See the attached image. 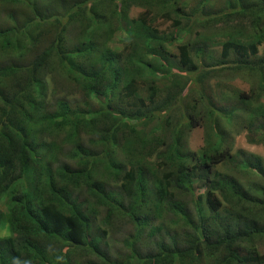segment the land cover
Listing matches in <instances>:
<instances>
[{
    "label": "trees",
    "instance_id": "16d2710c",
    "mask_svg": "<svg viewBox=\"0 0 264 264\" xmlns=\"http://www.w3.org/2000/svg\"><path fill=\"white\" fill-rule=\"evenodd\" d=\"M60 1L63 15L53 6L50 15L41 13L38 4H29L36 0H2L31 11L14 27L0 28V54L27 51L33 57L0 67V207L6 208L0 226L9 231L0 237V264H80L84 255L105 261L103 238L80 189L107 209V221L128 217L136 235L145 227L158 234L138 264H264V251L256 247L264 246V160L234 153L223 125L240 124L250 144L264 147V0H226L222 8L197 0L188 11L186 0ZM134 7L144 16L131 19ZM15 16L10 13L12 21ZM157 18L170 21L176 34L155 28ZM64 20L81 23L80 47L72 51L65 49ZM123 32L125 50L113 54L108 42ZM181 33L187 39L177 43ZM43 37L46 48L38 53ZM76 58H93L94 64L86 69ZM55 62L83 93L103 99L101 114L86 119L85 111L66 102L44 112L43 73ZM234 77L247 81L249 91L218 100L212 81L224 86ZM138 82L146 86L149 104L121 108L123 91L141 99L134 91ZM10 83L11 90L2 88ZM153 121L149 133L137 130ZM81 126H93L103 144L110 140L123 152L125 164L114 158L105 163L107 175L122 180V193L96 181L101 161L81 146ZM200 127L205 144L191 152L188 136ZM62 134L74 145L76 167L53 169L48 154L54 141L46 137ZM163 215L173 217L169 226L177 231L169 232ZM135 238L127 239L130 248Z\"/></svg>",
    "mask_w": 264,
    "mask_h": 264
},
{
    "label": "rangeland",
    "instance_id": "374dc122",
    "mask_svg": "<svg viewBox=\"0 0 264 264\" xmlns=\"http://www.w3.org/2000/svg\"><path fill=\"white\" fill-rule=\"evenodd\" d=\"M38 1V3H37ZM120 2L121 0H116ZM188 6H186L187 11L190 7L194 6L197 0H193V2H189L191 0H186ZM226 0H212L213 6L217 8H222L225 4ZM27 2V0H26ZM30 5H37L41 9V13H45L50 15L52 12L51 6L54 7V12L57 14L63 15L64 11L62 10V2L60 0H36V2H29ZM31 9L26 4H21L19 6H12L10 4H5L0 0V28H9L14 27L16 24L21 23L22 16H26L29 14ZM15 13L16 16L14 17L13 21L10 18V13ZM26 12V13H24ZM145 10L141 8L134 7L131 9L129 13V17L131 19H136L138 17L144 16ZM19 14V15H17ZM149 19H154L153 15H148ZM64 24L66 25V43L65 49L72 51L76 48L80 47L79 39L82 37V27L81 23L78 21H70L64 20ZM153 26L157 28L160 32L165 33H174L176 31L172 27L170 21L162 20L161 18H157L153 23ZM56 30L59 28L54 27ZM116 36L108 42V48L114 54H119L124 52L125 43L128 41L127 34L117 33ZM179 37L177 43L185 42L187 36L183 33L176 35ZM46 39L52 40L54 37L49 33L45 35ZM45 38L41 39V42L36 45V51L38 53L43 52L42 50L44 47L46 48V43L44 42ZM106 42V41H105ZM104 42V43H105ZM25 43V42H24ZM176 43V44H177ZM105 45L102 44V49H104ZM171 50L177 54V49L175 45L171 47ZM259 55L261 56L264 53V46H261L259 49ZM97 55L94 54L93 57L95 58ZM33 54H29V52L25 51L20 56L16 54H8L3 55L0 54V67L12 65V64H24L28 63ZM76 64L81 66L84 65V68L90 69V63L94 64L93 58H76ZM97 67V66H96ZM94 65V68H96ZM43 83L45 87V102L43 106V110L45 113H52L58 109V105L60 102H66L72 110L75 111H85L87 113L86 119H90L93 117H97L98 114H101L105 108L103 99L96 96H87L82 90L79 88V85L74 82L70 76H68L60 67L58 62H55L53 66L49 65L46 67V70L43 73ZM224 86L215 85V83L219 80L212 81L213 85V94L218 98L226 97L230 99L233 95L237 92H248L250 89L249 83L242 78H230L224 79ZM5 81L2 80L1 84H4ZM160 83V82H159ZM158 83L159 89L163 88V84ZM10 84H12L10 86ZM3 85L6 91L12 89L13 83ZM7 86V87H5ZM146 86L143 83H139L134 87L138 91L139 96L141 99H138L134 93L130 94L126 90L123 91L120 95L118 101L120 102L121 108H127L130 106H135L137 104L141 105H148V93L145 90ZM164 94H162L163 96ZM89 113V114H88ZM129 125L135 124V122H127ZM157 124V121H153L149 125L138 126L137 130H141L142 132L149 133V130ZM225 130L228 135V144L233 149V152L242 151L245 155H255V157H260L264 160V147L263 145H252L247 140V133L241 128L240 124H235L234 126H230L227 123H223ZM93 126L87 127H80V144L85 149H88L93 155L94 160H100L101 162L97 163L95 175L97 177L96 181L102 182L105 184L107 189H112L114 192L122 193V180L121 181H114V177H109L106 172V160L109 158L116 159L119 163H124V156L123 152L118 150H113L114 147L110 140L103 141L95 134L97 130L92 128ZM205 129L203 127L197 128L190 133L187 139V149L191 152H197L202 149L205 144ZM46 139H52L54 141V147L48 157L51 161V167L53 169L57 168L59 165L66 163L72 167H76L75 160L71 157L72 151L74 149V145H72V141L66 138L65 134L62 135H55L52 138L46 137ZM101 140V141H100ZM117 149V148H115ZM117 151V154H115ZM125 166V165H124ZM129 169V166H125ZM152 186V184H151ZM150 186V187H151ZM197 193H201V191H197ZM78 196L80 201L85 202L88 205V213L92 218L93 224L95 226V232L97 235L103 238L104 242V250L106 253V260L98 259L94 257H85L81 256L79 258L80 264H126L128 261L131 264H138L139 260H142L144 256L149 251H153L154 248V241L157 238V235L154 236L150 233V229L145 227L142 229L138 235L137 229L133 225L132 222L128 220V217H121V216H114L111 220L107 221V209L103 206L97 205L93 198L87 194L85 189H80L78 191ZM126 200L125 204H128V196L125 195ZM150 201H153L152 194L148 196ZM0 211L6 213V208L4 206L0 207ZM148 215H152L149 212L145 211ZM190 212L194 213V210ZM164 222L163 225L168 228L170 233H174L177 231L176 228L170 227L169 220L173 217H168L163 215ZM167 220V221H166ZM160 221L153 220V223L157 224ZM152 223V224H153ZM9 234L8 226H0V237H7ZM136 237V238H135ZM131 238L133 240L135 238V245L130 248V240L127 239ZM257 249H260L261 253L264 251L263 244H259L256 246ZM134 250H137L135 257H132L134 254Z\"/></svg>",
    "mask_w": 264,
    "mask_h": 264
}]
</instances>
